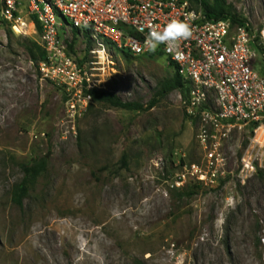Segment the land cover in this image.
<instances>
[{"label": "rangeland", "instance_id": "obj_1", "mask_svg": "<svg viewBox=\"0 0 264 264\" xmlns=\"http://www.w3.org/2000/svg\"><path fill=\"white\" fill-rule=\"evenodd\" d=\"M228 2L264 29V0ZM37 40L0 19V264H264V168L238 176L246 134L223 142L226 180L177 188L204 155L179 91L159 96L174 74L166 57L115 55L109 89L143 110L92 104L76 135L62 92L25 50ZM40 164L18 205L23 166Z\"/></svg>", "mask_w": 264, "mask_h": 264}, {"label": "built area", "instance_id": "obj_2", "mask_svg": "<svg viewBox=\"0 0 264 264\" xmlns=\"http://www.w3.org/2000/svg\"><path fill=\"white\" fill-rule=\"evenodd\" d=\"M189 14L193 35L177 49L145 46L153 26L159 30ZM0 19L16 35L38 36L46 60L37 70L62 92L68 132L77 135L76 121L93 104L92 91H112L121 74L115 55L161 52L184 81L180 102L198 122L204 155L202 165H186L173 184L183 188L189 179L209 187L226 180L220 149L236 135L248 137L240 179L264 168V29L257 33L230 18L208 21L193 0H0Z\"/></svg>", "mask_w": 264, "mask_h": 264}, {"label": "trees", "instance_id": "obj_3", "mask_svg": "<svg viewBox=\"0 0 264 264\" xmlns=\"http://www.w3.org/2000/svg\"><path fill=\"white\" fill-rule=\"evenodd\" d=\"M193 3L197 7H202L205 19L208 21H217L230 18L234 24H248L250 26L249 22L245 18L238 15L236 8L234 7V5L229 3L228 0H193ZM78 32V30H75L74 35L76 36ZM256 42L258 44L260 42V38L257 37ZM25 50L29 54L31 61L33 62L36 68L38 67L41 61L46 60L45 51L35 41L30 42V44L25 47ZM259 50H261V48H259ZM155 56L162 57L164 55L161 52H158L151 53L147 57L152 58ZM124 57L127 59L134 58L127 53H124ZM169 66L174 74L170 79L165 80L160 85L158 91L160 97H166L173 91L185 92L186 90L184 81L178 75L176 68L171 63H169ZM91 94L93 96V104H104L112 108H119L130 111L143 110V106L139 103L124 102L118 95L114 93V91H92ZM153 105L154 103L152 102L150 106ZM81 138L82 137L79 136V140H81ZM122 160L125 163L126 157H123ZM45 168L46 167L44 164H40L39 166H23L24 178L21 183L16 186V189L14 191L15 203H17L18 205L22 204V199L28 194L29 189L34 185V181L39 177V175L42 174ZM186 191L188 197H193L195 194H197L194 191H188V188H186L184 192Z\"/></svg>", "mask_w": 264, "mask_h": 264}, {"label": "clouds", "instance_id": "obj_4", "mask_svg": "<svg viewBox=\"0 0 264 264\" xmlns=\"http://www.w3.org/2000/svg\"><path fill=\"white\" fill-rule=\"evenodd\" d=\"M191 15L189 14L184 20L172 19L159 30L153 26L145 39V46L150 51H156L160 45H164L169 50L177 49L181 41L193 35Z\"/></svg>", "mask_w": 264, "mask_h": 264}]
</instances>
